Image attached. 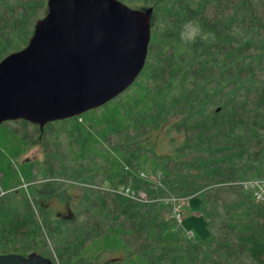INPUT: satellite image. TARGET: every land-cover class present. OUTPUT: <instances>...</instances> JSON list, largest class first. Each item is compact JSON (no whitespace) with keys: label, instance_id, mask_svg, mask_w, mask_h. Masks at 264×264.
<instances>
[{"label":"trees","instance_id":"obj_1","mask_svg":"<svg viewBox=\"0 0 264 264\" xmlns=\"http://www.w3.org/2000/svg\"><path fill=\"white\" fill-rule=\"evenodd\" d=\"M153 1L146 60L118 96L40 127L1 121L0 253L264 264V202L240 184L264 178V0ZM46 11L0 0V59ZM33 144L45 157L14 161ZM169 194L198 198L203 239L185 236Z\"/></svg>","mask_w":264,"mask_h":264},{"label":"water","instance_id":"obj_2","mask_svg":"<svg viewBox=\"0 0 264 264\" xmlns=\"http://www.w3.org/2000/svg\"><path fill=\"white\" fill-rule=\"evenodd\" d=\"M24 46L0 59V123L65 119L119 95L141 72L151 6L121 0H45ZM40 253H0V264H51Z\"/></svg>","mask_w":264,"mask_h":264},{"label":"rangeland","instance_id":"obj_3","mask_svg":"<svg viewBox=\"0 0 264 264\" xmlns=\"http://www.w3.org/2000/svg\"><path fill=\"white\" fill-rule=\"evenodd\" d=\"M153 3H154L153 0L152 1L149 0L148 2H145V3L143 1H140V0H128L127 5L129 4L133 7H138V8H142V6L147 7L148 5H151L153 8ZM152 8L150 11V15L153 14ZM150 31H151V28H150ZM150 35H151V32H150ZM14 125H19V124L14 122L11 126H14ZM160 150L163 151L162 148L157 149L156 150L157 153H161ZM45 155H46V153L44 150L41 149L40 145L33 144L31 146H28V148H26V150L24 152H21L18 155V157L15 158L14 161L19 162L22 158L25 159L28 157L36 159L37 161H40L43 157H45ZM140 158L143 159V161L148 160L146 162L147 164L152 162L151 159H147L146 157L141 156ZM154 176L160 177V175H153L152 177H154ZM163 188L165 189V187H163ZM167 192H170V190L169 189L166 190V193ZM170 193L172 194V192H170ZM17 196H14V197H17ZM170 196H172V195H170ZM174 197L176 198V196H174ZM16 200H17V198H16ZM72 201H73L74 206L76 207L77 206L76 197H72ZM75 203H76V205H75ZM182 205H184V206L180 209V210H182V219H180V224L182 225L181 227L185 230V232H183V233L185 234V236H187L188 235L187 233H189L188 237H191L192 235H194V236L199 237V239H203L205 237L208 229H207L206 223L204 222V219H203L204 217L201 214H199L198 210H197L198 198L196 196H189L188 199L184 198V200H182ZM58 207L59 208L57 209V211H60V212L63 211L66 213L67 209L64 206H62V204L59 205ZM50 246H51V243H50ZM52 247H53V245L51 247H49V249L52 250ZM48 256L53 259V262L51 264H57L58 263L53 254H48ZM106 256H107V259H110V258H112V256H115V253H109V254H106Z\"/></svg>","mask_w":264,"mask_h":264},{"label":"built area","instance_id":"obj_4","mask_svg":"<svg viewBox=\"0 0 264 264\" xmlns=\"http://www.w3.org/2000/svg\"><path fill=\"white\" fill-rule=\"evenodd\" d=\"M240 184L245 187L246 189L250 190V193L253 195L254 199L257 201H263L264 202V178L263 177H254V178H245L240 181ZM166 198L170 199L171 201V211L172 216L174 217L176 224H180V219H182V200H184V197L176 196H170L168 195ZM189 235V233H187ZM191 234V233H190Z\"/></svg>","mask_w":264,"mask_h":264}]
</instances>
